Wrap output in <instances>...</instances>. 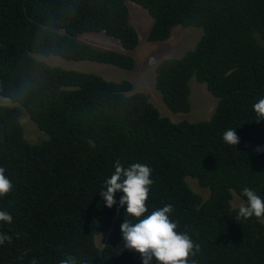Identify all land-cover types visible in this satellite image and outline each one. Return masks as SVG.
Wrapping results in <instances>:
<instances>
[{
  "label": "trees",
  "instance_id": "16d2710c",
  "mask_svg": "<svg viewBox=\"0 0 264 264\" xmlns=\"http://www.w3.org/2000/svg\"><path fill=\"white\" fill-rule=\"evenodd\" d=\"M127 1L153 18L149 41L167 40L177 26L202 30L193 50L157 65L155 87L169 113L184 114L190 80L204 84L216 100L209 120L173 123L147 94L129 93L128 81L36 60L56 55L133 69L131 56L76 39L102 32L134 50ZM2 97L19 101L49 138L30 145L19 107L0 105V163L13 183L0 210L10 205L18 235L0 245V264H142L117 236L122 193L111 209L98 194L117 159L153 170L149 213L173 206L180 230L187 227L201 246L196 264H264V220H236L232 206L235 197L246 202L245 186L264 199V153L243 146L264 144V120L253 111L264 98V0H0ZM229 128L240 138L236 147L222 139ZM108 232L104 246L96 245L95 236Z\"/></svg>",
  "mask_w": 264,
  "mask_h": 264
},
{
  "label": "clouds",
  "instance_id": "9594fccd",
  "mask_svg": "<svg viewBox=\"0 0 264 264\" xmlns=\"http://www.w3.org/2000/svg\"><path fill=\"white\" fill-rule=\"evenodd\" d=\"M152 24L153 18L150 28ZM59 33L62 34L65 32L60 30ZM85 34L90 33L78 34L76 39L81 44L87 45L79 39L80 36ZM87 46L96 49L90 45ZM45 58H48V56ZM59 58L61 59V57ZM0 101H7L11 104H0L1 106L10 108L19 107L20 115L18 122L22 129L23 138L26 142L30 145H38L49 138L47 133L38 127L28 112L21 106L19 101L13 102L6 97L0 98ZM253 111L257 116V122L264 120V98H260L253 105ZM23 116H27L35 127L40 130L41 133L43 132L46 135V139L38 143L29 142L25 136L24 128L21 123V118ZM222 139L230 146L236 147L240 143V138L237 135L236 129L232 128L224 131ZM243 146L251 150L254 154L258 155L264 153V144L255 145L250 141H245ZM113 167L114 172L110 175V178H105L102 190H100L98 194L101 197L104 206L111 209L114 205H117L116 194L122 193V196L119 199V208H125L126 206V212L123 223L120 225V229L116 228V232L118 238L122 236L125 249L139 254L142 259V264H154V262H156V264H196L194 257L201 251V246L193 240L187 227H185L184 230H180L181 223L177 219V215L173 214V206L171 204H165L162 207L153 206L152 211L149 213L147 202L150 196L151 186L154 183L151 179L153 170L147 164L139 162L131 163L126 167L119 159L115 161ZM8 177L12 178L7 169L0 163V197L7 196L13 190V183ZM240 195L246 198V202L241 201L239 203L238 215L235 219L246 221L255 217L257 220H264V199L258 195L256 190L245 186ZM125 217H130L131 219ZM103 235L106 236L105 241ZM103 235L100 236L97 234L94 238L95 243L97 236L101 238L99 242L101 247L108 241L109 232L104 233ZM17 237L16 219L10 210V205L4 203L1 205L0 210V245L4 244L5 241L11 243L12 238L15 239ZM190 258L192 259L190 260ZM61 264H69V262L62 261Z\"/></svg>",
  "mask_w": 264,
  "mask_h": 264
},
{
  "label": "rangeland",
  "instance_id": "374dc122",
  "mask_svg": "<svg viewBox=\"0 0 264 264\" xmlns=\"http://www.w3.org/2000/svg\"><path fill=\"white\" fill-rule=\"evenodd\" d=\"M129 22L136 29L139 38V44L134 50H124L120 43L106 36L104 33H90L79 37V39L96 49L113 50L125 53L131 56L135 65L131 70L120 69L114 66L98 64L89 61H67L56 56H48V58L38 56L36 59L45 62L49 66H57L65 70H73L82 73H92L111 82L128 81L131 83L132 93L142 92L149 96V101L157 108L160 114L164 116L171 115L170 120L173 123L181 121H203L209 120L212 116L216 100L207 92L204 85L197 83L194 79L190 80L191 95L189 96L190 111L184 114H171L165 108L161 94L155 87V68L165 59H178L185 53L195 48L198 40L202 35V30L196 27H174L171 30L170 37L165 41L149 42L148 32L152 23V18L145 9L127 2ZM0 104L11 105L7 101H0ZM26 138L31 143H38L46 139V135L42 134L27 116L21 118ZM45 136V138H44ZM263 149V148H259ZM188 186L195 193L207 195V192L200 189L192 180H187ZM242 200L235 197L232 206L238 208ZM103 235V234H101ZM106 236L103 235L105 241ZM101 238L96 237V243Z\"/></svg>",
  "mask_w": 264,
  "mask_h": 264
}]
</instances>
